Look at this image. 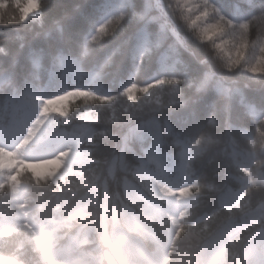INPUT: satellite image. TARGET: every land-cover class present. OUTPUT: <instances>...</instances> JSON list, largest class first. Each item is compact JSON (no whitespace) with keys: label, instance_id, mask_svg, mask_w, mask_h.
<instances>
[{"label":"clouds","instance_id":"1","mask_svg":"<svg viewBox=\"0 0 264 264\" xmlns=\"http://www.w3.org/2000/svg\"><path fill=\"white\" fill-rule=\"evenodd\" d=\"M0 264H264V0H0Z\"/></svg>","mask_w":264,"mask_h":264}]
</instances>
